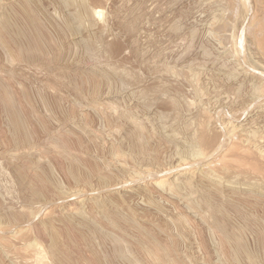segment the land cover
<instances>
[{"label":"rangeland","instance_id":"374dc122","mask_svg":"<svg viewBox=\"0 0 264 264\" xmlns=\"http://www.w3.org/2000/svg\"><path fill=\"white\" fill-rule=\"evenodd\" d=\"M36 253L264 264V0H0V264Z\"/></svg>","mask_w":264,"mask_h":264},{"label":"bare ground","instance_id":"6f19581e","mask_svg":"<svg viewBox=\"0 0 264 264\" xmlns=\"http://www.w3.org/2000/svg\"><path fill=\"white\" fill-rule=\"evenodd\" d=\"M7 97H9V96H7ZM17 120V119H16ZM18 122V121H17ZM138 130V129H137ZM141 131V130H140ZM151 246H153V245H151ZM150 247V246H149ZM156 247H157V245H156ZM154 249H155V247H153ZM152 248V249H153ZM152 249L150 250V248H149V251H151V252H154V249H153V251H152ZM41 250V249H40ZM160 249H158V251H159ZM166 250H168V249H166ZM162 252V251H161ZM38 253H39V250H38ZM160 253V252H159ZM37 254V253H36ZM40 254H42V251L40 252ZM152 255H153V253H151ZM156 254H158V253H156ZM37 255H39V254H37ZM163 255H165V254H163ZM153 256H156V255H153ZM160 256V255H159ZM44 256L42 255H39V256H37V259L36 260H38V261H36V263L37 264H46L45 263V261H44V258H43ZM166 257V256H165ZM155 258V257H154ZM164 258V257H163ZM156 259V258H155Z\"/></svg>","mask_w":264,"mask_h":264}]
</instances>
